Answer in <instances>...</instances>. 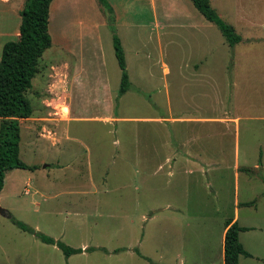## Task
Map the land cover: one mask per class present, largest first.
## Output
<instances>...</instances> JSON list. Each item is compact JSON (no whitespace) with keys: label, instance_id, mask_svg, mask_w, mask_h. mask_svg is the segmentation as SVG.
Instances as JSON below:
<instances>
[{"label":"rangeland","instance_id":"rangeland-1","mask_svg":"<svg viewBox=\"0 0 264 264\" xmlns=\"http://www.w3.org/2000/svg\"><path fill=\"white\" fill-rule=\"evenodd\" d=\"M209 1L241 40L229 46L214 24L203 29L202 67L214 76L207 83L188 85L173 72L165 84L152 43L153 77L139 78L131 63L141 87L119 97L110 29L103 41L112 47V103H101L93 64L97 78L81 73L68 103L65 71L50 65L67 59L65 52L51 46L42 53L25 93L31 117L19 121V157L36 168L6 172L0 264H219L223 222L236 212L237 223L258 225L264 240V0ZM189 47L183 41L176 59ZM105 109L114 119L98 120ZM169 115L204 119H138ZM12 218L83 251L67 257Z\"/></svg>","mask_w":264,"mask_h":264},{"label":"crops","instance_id":"crops-1","mask_svg":"<svg viewBox=\"0 0 264 264\" xmlns=\"http://www.w3.org/2000/svg\"><path fill=\"white\" fill-rule=\"evenodd\" d=\"M107 1L113 9L115 32L124 52L129 89L134 88L139 91L141 87L139 84H134V80L130 75L131 63V66L134 62L139 66V78L151 79L153 77L151 74L152 67L150 69L147 67L148 62L151 61L153 63L155 61L148 49L149 44L152 45V43L155 44L159 52L158 61L162 65L165 84H167L168 75L170 76L173 72L177 73L175 74L177 78L181 81H186L188 85L194 82L207 83V81L210 82L212 80L214 77L212 75L213 70L210 71L209 75V70L202 67L203 61L207 59H203V55H206V53H204V43L201 41L204 37L203 29L211 28L210 26L213 23L204 18L191 0ZM23 2L24 0H0V56L4 43L15 40L19 35L20 22H18V17L20 16L19 11L22 9ZM4 4H9L7 9L1 8V5ZM106 30H110V27L105 13L96 0H52L50 2L48 31L51 37V46L52 48L54 47V50L65 52L64 55L67 57V59L61 61L62 64L60 62H51L50 65L51 67L57 66L65 71V78L69 88L68 103L73 98L72 94L75 88H81L82 86L80 85L82 80L81 73H89L88 76H84L85 78H97L98 74L90 72V64L98 66L96 71H99L98 78L100 80H98V83L101 87L100 89H102L101 103L103 105L112 103L114 97L108 75V56L112 47L111 45L105 46L103 41V34L107 33ZM197 39L199 40L198 42ZM180 40L181 42H179ZM189 40H193L194 42L191 43ZM183 41L186 44H190L189 53L187 52L188 54H186V51H184L183 58L177 60L175 56L178 46L180 53L185 49L184 47L181 49ZM171 59L175 61L173 64L169 62ZM215 79H217V76ZM215 83L217 84V80ZM234 84L235 82L230 79V86ZM123 94L119 95V97ZM167 104L170 107L169 95L167 97ZM68 107L70 120L76 119L77 117H74L72 114L71 107ZM110 114L111 112L105 109V115L97 118L98 120L114 119V116ZM138 119L198 120L204 118L190 116L173 117L169 115L168 117L160 116ZM205 119L213 118L207 117ZM230 119L235 121L237 118ZM52 141L55 142L56 140ZM145 146L144 148L147 149L149 145ZM137 151L139 149H136ZM138 156L136 155V158ZM140 157L148 162V155ZM238 216V212H236L234 217L229 219L238 222ZM225 221L220 232L219 264H224L223 242L226 231ZM239 225L247 227L246 230L239 232V240L244 250L249 253V256L240 255L238 264H264V251H260L261 247H264V240L262 238L259 239L257 233L260 232L261 228L258 225ZM242 234H247V244L244 242Z\"/></svg>","mask_w":264,"mask_h":264},{"label":"trees","instance_id":"trees-1","mask_svg":"<svg viewBox=\"0 0 264 264\" xmlns=\"http://www.w3.org/2000/svg\"><path fill=\"white\" fill-rule=\"evenodd\" d=\"M52 0H24L19 11V35L15 40L4 43L0 56V191L4 185L6 172L15 169H34L36 165H28L19 157L20 119L31 116L32 106L25 93L31 88V80L38 72V60L42 53L51 46L48 31L49 6ZM106 15L107 23L112 31L113 48L121 72L119 95L129 89L128 74L124 52L115 32L113 9L107 0H96ZM196 9L206 20L220 30L226 43L233 46L241 40L235 28L226 23L211 6L209 0H191ZM22 230L33 233L42 242L55 244L65 256L80 253L82 248H73L60 241L36 232L23 222L12 218ZM224 234V264H238L239 256H249L239 240V232L247 227L240 226L237 221L227 219ZM88 247L84 250H93Z\"/></svg>","mask_w":264,"mask_h":264},{"label":"water","instance_id":"water-1","mask_svg":"<svg viewBox=\"0 0 264 264\" xmlns=\"http://www.w3.org/2000/svg\"><path fill=\"white\" fill-rule=\"evenodd\" d=\"M3 211H4V209L0 208V213H4Z\"/></svg>","mask_w":264,"mask_h":264},{"label":"built area","instance_id":"built-area-1","mask_svg":"<svg viewBox=\"0 0 264 264\" xmlns=\"http://www.w3.org/2000/svg\"><path fill=\"white\" fill-rule=\"evenodd\" d=\"M4 1H8V0H4Z\"/></svg>","mask_w":264,"mask_h":264}]
</instances>
